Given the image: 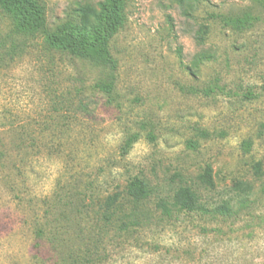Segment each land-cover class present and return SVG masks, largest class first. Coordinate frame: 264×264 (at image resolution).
Here are the masks:
<instances>
[{"label": "rangeland", "instance_id": "rangeland-1", "mask_svg": "<svg viewBox=\"0 0 264 264\" xmlns=\"http://www.w3.org/2000/svg\"><path fill=\"white\" fill-rule=\"evenodd\" d=\"M34 1L57 30L103 0ZM185 10L128 0L106 67L49 49L0 12V264H264V9L200 0ZM246 12V30L219 19ZM202 53L213 58L195 68ZM207 166L213 188L198 180ZM135 178L152 189L138 206L147 225L119 231L129 203L100 223L95 201ZM183 186L208 213L157 210ZM223 204L232 216L215 212Z\"/></svg>", "mask_w": 264, "mask_h": 264}, {"label": "trees", "instance_id": "trees-1", "mask_svg": "<svg viewBox=\"0 0 264 264\" xmlns=\"http://www.w3.org/2000/svg\"><path fill=\"white\" fill-rule=\"evenodd\" d=\"M176 1L188 9V11H185L187 15H190L189 11L200 0ZM254 1L264 9V0ZM127 3L128 0H103L96 7L86 6L80 8L71 16L72 20L61 24L57 30L51 29L46 18L45 8L34 0H0V12L14 20L18 29L24 27L25 30L41 33L45 37V43L49 49L106 67L108 63H113L109 52V44L127 23ZM219 19L224 26L237 31L251 28L255 20L250 12H246L242 18L219 16ZM206 35L207 29L202 27L198 32V40L204 42ZM212 58V55L202 53L197 56L193 66L196 68L205 60ZM101 86L98 84L96 87L102 88ZM103 89L106 92L110 91V88ZM247 149L249 150V145ZM255 170L258 175L261 174L260 163L255 166ZM198 180L203 186L213 188L215 183L212 167L207 166L203 173L199 175ZM234 187L244 193H251L252 191L251 185L244 184L241 181L236 182ZM151 195L152 189L148 182L139 178L131 180L127 184L124 193L114 192L95 201L94 207L98 208L97 217L99 222L114 223L117 219V213L122 212L126 204L129 203L135 207L130 213L124 215L118 226L119 231L126 233L145 227L148 219L140 214L138 206L148 201ZM84 199L87 198L84 197ZM246 203V200H244L241 204L246 206ZM156 208L164 217H172L175 212L208 213V210L200 203L197 193L188 186L180 187L175 192L172 201L160 199L156 204ZM85 209H88V206L81 205L80 208H77V214L81 216ZM215 212L222 216H232L233 208L230 204H223L217 207ZM66 220H68L67 217ZM75 258L72 254L71 260L73 262L77 261Z\"/></svg>", "mask_w": 264, "mask_h": 264}]
</instances>
